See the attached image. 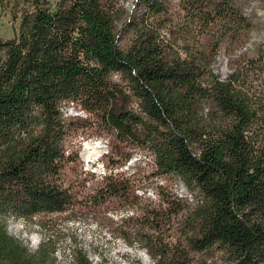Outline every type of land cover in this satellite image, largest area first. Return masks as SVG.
<instances>
[{
    "label": "trees",
    "instance_id": "1",
    "mask_svg": "<svg viewBox=\"0 0 264 264\" xmlns=\"http://www.w3.org/2000/svg\"><path fill=\"white\" fill-rule=\"evenodd\" d=\"M255 0H0L19 27L0 36V264H61L50 236L32 249L9 218L65 212L80 161L79 106L191 197L138 192L106 175L89 193L119 205L109 229L154 264H264V43ZM264 2V0H260ZM230 72L214 69L221 51ZM69 264H92L77 247Z\"/></svg>",
    "mask_w": 264,
    "mask_h": 264
},
{
    "label": "rangeland",
    "instance_id": "2",
    "mask_svg": "<svg viewBox=\"0 0 264 264\" xmlns=\"http://www.w3.org/2000/svg\"><path fill=\"white\" fill-rule=\"evenodd\" d=\"M133 1L125 0L129 11L133 9ZM252 8L257 12L258 26L252 33L249 49H253L254 44L264 43V2L255 0ZM18 27L14 8L0 6V36L10 38ZM214 69L222 77L230 72L224 50ZM63 110L78 124L69 141L70 146L79 151L80 161L70 164L65 171V181L74 194L75 203L65 212L39 214L31 219L11 217L9 232L32 249H37L43 238L50 236L61 264L70 263L77 247L87 250L92 264H154L145 249L137 244L128 245L109 229L106 216L118 222L125 214L123 209L115 204L96 209L87 204L89 193L111 174L129 177L139 187L138 192L150 196H155L161 186L172 187L188 197H191L190 192L179 179L159 174L149 152L123 143L79 106L67 104Z\"/></svg>",
    "mask_w": 264,
    "mask_h": 264
}]
</instances>
